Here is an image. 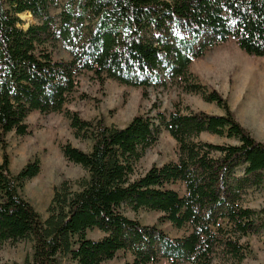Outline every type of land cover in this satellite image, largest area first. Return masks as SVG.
Masks as SVG:
<instances>
[{"label": "trees", "instance_id": "trees-1", "mask_svg": "<svg viewBox=\"0 0 264 264\" xmlns=\"http://www.w3.org/2000/svg\"><path fill=\"white\" fill-rule=\"evenodd\" d=\"M55 3L0 0V246L30 243L23 264H61L64 258L103 264L119 252L132 258L124 264L242 262L248 253L242 239L264 232V208L244 205L248 191L264 184V144L217 91L190 82L188 69L229 39L247 56L264 58V0H65L52 16ZM24 14L37 24L23 30ZM56 44L69 61L52 58L48 49ZM80 73L142 89L143 96L177 81L224 114L175 109L166 115L154 105V115L134 116L116 128L66 112L74 136L91 147L86 152L66 144L62 155L87 177L75 183L77 190L68 182L54 188L43 219L21 195L40 163L35 159L11 174L5 136L29 135L25 121L33 112L61 113ZM162 130L175 141L177 160L135 177ZM202 134L236 144L203 142ZM176 185L182 194L171 188ZM126 208L159 213V222L186 233L170 237L156 225L128 218ZM94 230L102 238H88Z\"/></svg>", "mask_w": 264, "mask_h": 264}, {"label": "rangeland", "instance_id": "rangeland-1", "mask_svg": "<svg viewBox=\"0 0 264 264\" xmlns=\"http://www.w3.org/2000/svg\"><path fill=\"white\" fill-rule=\"evenodd\" d=\"M65 0H56L51 8L52 16H57ZM21 28L27 29L37 21L30 14L20 17ZM54 60L69 61L67 52L59 45L48 49ZM192 83H199L208 90L217 91L226 99L235 119L257 141L264 144V58L249 57L237 46L235 40L208 48L203 57L194 60L188 69ZM77 87L70 94L68 102L61 113H31L25 123L30 134L17 136L13 132L5 136V152L9 160L11 174H17L27 163L37 159L40 163L38 176L27 181L21 191L22 197L30 203L43 219L47 218V208L52 199L54 188L62 182L71 184L87 177L86 171L79 165L67 162L62 155V146L89 151L91 143L74 136L66 112H77L81 119L94 121L103 119L107 126L125 127L134 116L147 113L155 114L153 106L168 115L175 109L182 113L204 111L207 114L223 115L215 104L205 103L199 94L186 93L177 81H170L162 88L147 89L146 96L139 88L127 87L109 79L96 78L91 73H80L76 77ZM198 140L213 144H236L234 140L202 134ZM178 151L175 141L162 130L157 142L147 149L135 168V177L144 175L152 166H161L177 160ZM2 151L0 148V164ZM180 194L183 189L178 185L171 187ZM244 205L260 210L264 208V184L257 189L249 190L244 197ZM124 214L136 219L143 225H156L170 237H181L186 231L177 230L167 222H159L161 216L156 212L139 210L136 213L129 209ZM96 230L88 231L87 237L92 240L102 238ZM248 248L245 259L234 261L216 258L213 264H264V232L244 237L241 241ZM31 255V244L19 242L14 246L6 243L0 246V263L23 264ZM129 254L119 252L114 259L103 264L130 263ZM61 264H77L69 259H62ZM156 264H169L161 260Z\"/></svg>", "mask_w": 264, "mask_h": 264}, {"label": "bare ground", "instance_id": "bare-ground-1", "mask_svg": "<svg viewBox=\"0 0 264 264\" xmlns=\"http://www.w3.org/2000/svg\"><path fill=\"white\" fill-rule=\"evenodd\" d=\"M22 16H24V15H22ZM22 16H20V17H22Z\"/></svg>", "mask_w": 264, "mask_h": 264}]
</instances>
